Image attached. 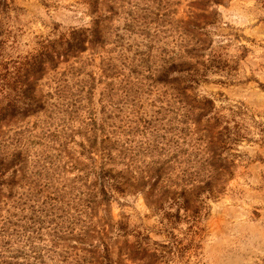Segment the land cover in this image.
<instances>
[{
	"label": "rangeland",
	"instance_id": "1",
	"mask_svg": "<svg viewBox=\"0 0 264 264\" xmlns=\"http://www.w3.org/2000/svg\"><path fill=\"white\" fill-rule=\"evenodd\" d=\"M92 1L0 0V72L105 17L1 126L0 264H264V0Z\"/></svg>",
	"mask_w": 264,
	"mask_h": 264
},
{
	"label": "trees",
	"instance_id": "2",
	"mask_svg": "<svg viewBox=\"0 0 264 264\" xmlns=\"http://www.w3.org/2000/svg\"><path fill=\"white\" fill-rule=\"evenodd\" d=\"M91 11H96L98 7V1L93 0L91 4ZM104 16L95 17L92 20V25L86 28H72L67 37L61 36L59 41V47L55 46V42L45 43L41 46L35 54L25 57V59L18 64L15 72L7 69L6 66L2 67L3 72H0V130L3 123L13 119L14 117H25L31 114L37 113L45 108V100L34 96L35 82L44 73L45 64H53L61 56H75L76 53L82 52L86 49V44H98L103 41L102 38V21ZM53 62V63H52ZM0 62V66H2ZM13 68V69H14ZM188 67H184L182 64L177 66L173 63L168 68H164L156 80L158 82H173L177 81L178 77L169 78V73L177 70L178 72L186 71ZM190 87V85L183 88ZM206 103H210L209 99H204ZM91 158V157H90ZM21 160L20 154L16 153L11 158L0 159V176L7 172L10 168L15 166ZM163 167H157L155 169V178L150 184V196L155 197L156 201L162 199V202H167V195L170 193L172 196H168L172 200V203L177 204L179 207L186 206L189 198L186 196L188 190L185 186L178 192V196L175 191H170L168 186L163 187V190L154 193L158 188V183L162 177ZM104 169L99 167V170H95L97 178L104 179L107 176V171L103 173ZM209 181L205 182L207 186ZM196 188L201 190L203 187L198 185ZM164 197V198H163ZM160 203L158 208L164 210ZM165 211V210H164ZM165 217L169 222H173L174 219H179V211L172 213L167 210L164 212Z\"/></svg>",
	"mask_w": 264,
	"mask_h": 264
}]
</instances>
